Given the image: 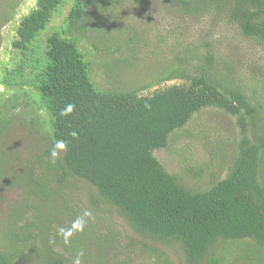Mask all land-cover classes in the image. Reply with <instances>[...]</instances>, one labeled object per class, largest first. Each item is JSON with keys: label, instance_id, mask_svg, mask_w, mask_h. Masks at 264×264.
I'll return each instance as SVG.
<instances>
[{"label": "trees", "instance_id": "obj_1", "mask_svg": "<svg viewBox=\"0 0 264 264\" xmlns=\"http://www.w3.org/2000/svg\"><path fill=\"white\" fill-rule=\"evenodd\" d=\"M1 1L0 264H264V0Z\"/></svg>", "mask_w": 264, "mask_h": 264}, {"label": "rangeland", "instance_id": "obj_2", "mask_svg": "<svg viewBox=\"0 0 264 264\" xmlns=\"http://www.w3.org/2000/svg\"><path fill=\"white\" fill-rule=\"evenodd\" d=\"M9 3V0H6L5 3ZM11 3V2H10ZM3 2L0 0V5H2ZM2 8V6H0V9ZM2 15H0L1 17ZM154 13L153 11L147 10L145 8H143L142 10L139 11V18L141 20V22L146 26V25H152V19H153ZM5 19H0V28L3 26ZM5 32H8V30L5 28L4 29ZM0 34L1 30H0ZM4 36V35H3ZM0 41H1V36H0ZM233 44V43H232ZM233 51V48L232 50ZM92 79L94 84L99 88V89H103L107 86V80L104 78L103 74L101 73L102 71L99 69L97 70V68L94 66L92 68ZM124 73L123 78L127 79L129 71L128 70H123L122 71ZM136 78V77H135ZM141 78H139L140 80ZM138 80V81H139ZM226 121V117L218 114V112L216 113H210V112H206V116L205 118L200 122L202 125H207L210 124L209 126L213 125V126H217V124H219L220 126H225L226 124H228ZM217 123V124H216ZM175 149V152L177 153H181L180 149H185L191 148V145L189 144L188 139H184L181 140L175 147H173ZM185 154H187V151H184ZM197 154H199L198 156L193 157V159H190V161L192 162V165H201L202 162H207V157L202 154L201 157H199L201 155L200 151H197ZM182 156V155H181ZM188 157V156H187ZM160 160H163L164 163H167V166H169L172 170H174L176 172L177 168V157L174 154H170L168 153V151L166 152H162V154L159 156ZM185 165H189L188 162ZM184 165V166H185ZM19 190L18 189H14L13 191H6L4 192L2 198L4 200L5 203H9L11 201H15L19 198Z\"/></svg>", "mask_w": 264, "mask_h": 264}, {"label": "clouds", "instance_id": "obj_3", "mask_svg": "<svg viewBox=\"0 0 264 264\" xmlns=\"http://www.w3.org/2000/svg\"><path fill=\"white\" fill-rule=\"evenodd\" d=\"M75 109L74 104H68L65 108H63L60 112L61 116H69ZM70 135L73 138L78 137V133L76 131H72ZM67 142L63 139H56L53 143V146L50 149L49 157L52 163H55L60 154L67 150ZM92 218V212L90 210H85L81 215H78L72 222L70 227L58 226L57 234L63 238L65 244H70L71 238L77 232H83L85 226L88 222V219ZM85 253L83 249L78 250L74 258L72 260V264H82V259Z\"/></svg>", "mask_w": 264, "mask_h": 264}]
</instances>
